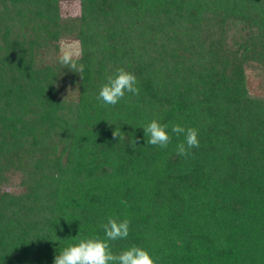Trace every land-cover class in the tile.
I'll return each instance as SVG.
<instances>
[{
  "label": "trees",
  "instance_id": "16d2710c",
  "mask_svg": "<svg viewBox=\"0 0 264 264\" xmlns=\"http://www.w3.org/2000/svg\"><path fill=\"white\" fill-rule=\"evenodd\" d=\"M62 41L80 42L82 73ZM119 67L139 95L105 105ZM153 119L167 148L146 142ZM173 124L198 130L193 155ZM110 216L130 221L114 254L264 264V0H0V264H53Z\"/></svg>",
  "mask_w": 264,
  "mask_h": 264
},
{
  "label": "clouds",
  "instance_id": "9594fccd",
  "mask_svg": "<svg viewBox=\"0 0 264 264\" xmlns=\"http://www.w3.org/2000/svg\"><path fill=\"white\" fill-rule=\"evenodd\" d=\"M82 46L79 41H62L57 54L58 62L75 73H82L84 65L78 63L82 57ZM82 77V75H80ZM139 95L140 89L137 86L135 74L119 67L112 75H109L106 82L99 88L98 100L105 105L115 106L120 102L125 93ZM147 144L167 148L171 142L168 133V124H162L159 120L153 119L143 127ZM171 132L176 136L183 134L184 140L177 143V155L187 158L193 155L191 149L199 147L198 130L193 127H183L180 124L171 125ZM114 137H119L118 132H113ZM120 138V137H119ZM135 143V142H134ZM122 204L127 201L122 200ZM130 221L119 220L117 217H108L107 222L100 225L105 237L98 236L81 238L76 243H70L54 257L53 264H155L149 252L138 246H131L119 254H114L110 247V241L126 239L129 235Z\"/></svg>",
  "mask_w": 264,
  "mask_h": 264
},
{
  "label": "rangeland",
  "instance_id": "374dc122",
  "mask_svg": "<svg viewBox=\"0 0 264 264\" xmlns=\"http://www.w3.org/2000/svg\"><path fill=\"white\" fill-rule=\"evenodd\" d=\"M61 12L63 16L64 15L76 16L78 14V4L63 2L61 4ZM262 81H263L262 77L260 76L250 77L249 91H250V96H252L253 98L263 97V93L261 89Z\"/></svg>",
  "mask_w": 264,
  "mask_h": 264
}]
</instances>
